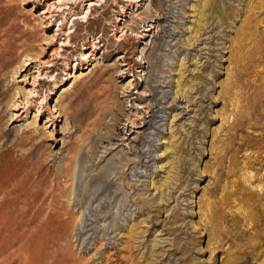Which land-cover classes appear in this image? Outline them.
I'll use <instances>...</instances> for the list:
<instances>
[{
    "label": "rangeland",
    "instance_id": "rangeland-1",
    "mask_svg": "<svg viewBox=\"0 0 264 264\" xmlns=\"http://www.w3.org/2000/svg\"><path fill=\"white\" fill-rule=\"evenodd\" d=\"M38 2L0 0L55 65L31 103L60 114L11 120L35 74H4L0 169L17 198L66 208L76 264H264V0H99L87 18L74 0L48 28ZM3 245L0 264H17L20 243Z\"/></svg>",
    "mask_w": 264,
    "mask_h": 264
},
{
    "label": "bare ground",
    "instance_id": "bare-ground-1",
    "mask_svg": "<svg viewBox=\"0 0 264 264\" xmlns=\"http://www.w3.org/2000/svg\"><path fill=\"white\" fill-rule=\"evenodd\" d=\"M32 1L34 0H19L22 5H24L25 2ZM35 1H39L37 4L41 3L46 6L45 10L41 14V19L38 21V26H40L41 28H48L49 21L52 19L51 14L53 12L60 11L61 9L63 10L64 8H66V5L68 6V4H70L74 0ZM98 1L99 0H88V2L86 3L88 7L85 10V15L80 18H87V14L91 11V9H93L94 6L97 5L96 3ZM130 1L136 3L141 0ZM203 13L204 12H202L200 17L204 16ZM75 19L77 20L79 18L76 17ZM115 20L119 21L120 18L117 17ZM43 24H45L46 27ZM61 24L62 20L58 27H60ZM207 24H209V22ZM59 30L60 29H56L54 31L52 39L54 38L55 33ZM117 30L118 26H115V31ZM123 35L120 36L123 37ZM33 36V27H30L24 21H17L16 18H13L11 16L0 20V95L5 93V90H3V87L1 85V83L3 82L2 80L4 74L11 73L12 75H14L19 71H23L25 67L26 69L30 68L32 70L31 74H35V76L30 77V83H25V86H30V89L27 91L22 89V91L20 92V97L18 98L20 99V101L16 100L11 105V107L14 108L13 110L16 112L14 114H11L10 118L11 120H16L20 118L21 115H27L26 108L31 105L35 108L33 116L37 120L41 115V109L44 108V112L48 113L45 118V122L51 124L52 119H57L59 117V111H53V108H48L45 106L44 95H42L41 103H36L35 101H32L31 103L30 101L32 98H36L37 96V92L34 89L41 87L40 85H36L35 83L42 82L45 78H50L49 69L55 66L49 57L47 60L41 61L38 59L39 53L35 51L34 53L32 51L30 44H33ZM64 36L65 38L60 45L62 47L67 46V41L70 37L68 32H65ZM89 46L90 48H93L92 44H90ZM57 50L58 48L53 49L52 53L57 52ZM82 57L90 58V54H82ZM74 69L75 65L71 67L72 73L74 72ZM72 73H65L66 81L73 77ZM56 80L57 79H51L49 82H54ZM55 85H57L56 82ZM127 89H129V87ZM182 90L183 88H178V91H175L173 93V97H175L176 94L178 95V93L180 94ZM106 99L107 98L103 99V102L101 103L102 107L99 112L101 113L105 111L107 113L109 111L112 115V106L111 108L107 106ZM172 101H174V98H172ZM41 104H43L42 107ZM160 121V113L156 112L151 116V124H153V126H161ZM131 124L136 125V123L133 122ZM7 162L9 163V160H7ZM7 171H9V176L11 174L10 170L7 169L6 172ZM3 174L4 172H2L0 169V246H2L3 244L9 245L10 243L14 242L20 243V252L18 257L16 258L17 264H76L70 252L68 251L66 243L64 242L66 231L69 224L71 223V216L67 212L66 208H43L37 205V199L33 192H26L20 196L21 198H17L21 189L20 182H10L11 180H7V176ZM259 188L260 193L258 192V196L261 198L260 201L264 202V187L260 185ZM65 207L69 208V205ZM260 207L264 209V204L260 203ZM212 208V205H210V212L212 211ZM77 218L78 217H76V219ZM134 232V226H129L128 234L130 237L134 234ZM3 248V251L0 252V255H2L6 251V248Z\"/></svg>",
    "mask_w": 264,
    "mask_h": 264
}]
</instances>
